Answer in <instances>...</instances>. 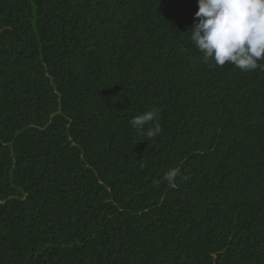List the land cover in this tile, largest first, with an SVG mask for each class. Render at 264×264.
<instances>
[{
	"label": "trees",
	"instance_id": "trees-1",
	"mask_svg": "<svg viewBox=\"0 0 264 264\" xmlns=\"http://www.w3.org/2000/svg\"><path fill=\"white\" fill-rule=\"evenodd\" d=\"M197 10L0 0V264H264V71L205 62Z\"/></svg>",
	"mask_w": 264,
	"mask_h": 264
},
{
	"label": "clouds",
	"instance_id": "clouds-1",
	"mask_svg": "<svg viewBox=\"0 0 264 264\" xmlns=\"http://www.w3.org/2000/svg\"><path fill=\"white\" fill-rule=\"evenodd\" d=\"M190 39L203 54V60L216 66L230 63L243 71H264V0H197ZM158 109L135 116L131 126L147 138L162 132ZM150 126L144 131L145 125ZM180 168H171L164 180L176 187Z\"/></svg>",
	"mask_w": 264,
	"mask_h": 264
}]
</instances>
